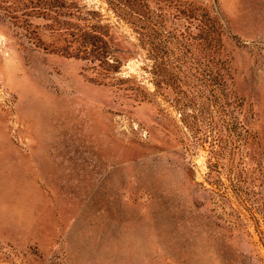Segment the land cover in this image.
I'll list each match as a JSON object with an SVG mask.
<instances>
[{"label": "rangeland", "instance_id": "obj_1", "mask_svg": "<svg viewBox=\"0 0 264 264\" xmlns=\"http://www.w3.org/2000/svg\"><path fill=\"white\" fill-rule=\"evenodd\" d=\"M146 2L0 0V264H264V0Z\"/></svg>", "mask_w": 264, "mask_h": 264}, {"label": "trees", "instance_id": "obj_2", "mask_svg": "<svg viewBox=\"0 0 264 264\" xmlns=\"http://www.w3.org/2000/svg\"><path fill=\"white\" fill-rule=\"evenodd\" d=\"M108 4L116 15L126 22L133 25L136 30L142 35V41H146L150 47V54L155 51V46L152 45L153 32L152 24H154L153 15L151 9L146 2V0H107ZM78 20L74 35L78 37H84L85 43H83L84 51L82 52H97L101 58L104 60L107 67H113V69L120 68L122 64L121 57L118 55V51L112 49L107 40L104 39L108 35L106 33L107 26L109 24H102L101 22L94 23V21H85L78 16ZM107 25V26H106ZM106 35V36H105ZM151 41V42H150ZM89 46H91L89 48ZM154 50V51H153ZM69 56H79L74 55V53H67ZM114 58V59H112ZM237 107L239 103L236 102ZM236 137L239 140H245L249 136V131L242 120L236 121Z\"/></svg>", "mask_w": 264, "mask_h": 264}]
</instances>
